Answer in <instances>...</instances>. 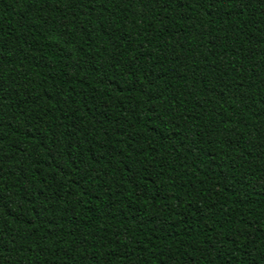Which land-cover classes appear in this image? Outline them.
Here are the masks:
<instances>
[{
  "label": "trees",
  "instance_id": "trees-1",
  "mask_svg": "<svg viewBox=\"0 0 264 264\" xmlns=\"http://www.w3.org/2000/svg\"><path fill=\"white\" fill-rule=\"evenodd\" d=\"M0 264H264V0H0Z\"/></svg>",
  "mask_w": 264,
  "mask_h": 264
}]
</instances>
